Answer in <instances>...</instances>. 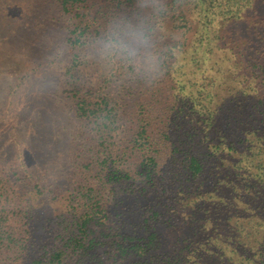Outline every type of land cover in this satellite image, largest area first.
Here are the masks:
<instances>
[{
	"label": "trees",
	"instance_id": "16d2710c",
	"mask_svg": "<svg viewBox=\"0 0 264 264\" xmlns=\"http://www.w3.org/2000/svg\"><path fill=\"white\" fill-rule=\"evenodd\" d=\"M60 1L77 19L71 102L96 142L97 182L70 197L93 207L64 217L53 251L39 259V220L16 192L27 181L0 168L7 193L0 205L8 209L0 214V264L12 254L81 264L97 210L108 212V224L121 221L107 228L114 234L100 264H264V14L241 34L235 29L254 0H112L121 29H139L158 66L150 74L138 59L122 60L124 83L95 97L74 70L99 13L89 0ZM45 187L35 189L42 195Z\"/></svg>",
	"mask_w": 264,
	"mask_h": 264
},
{
	"label": "rangeland",
	"instance_id": "374dc122",
	"mask_svg": "<svg viewBox=\"0 0 264 264\" xmlns=\"http://www.w3.org/2000/svg\"><path fill=\"white\" fill-rule=\"evenodd\" d=\"M89 4L100 19L87 33V49L78 54L81 67L74 73L77 83L89 89L87 95L95 97L98 90H116L124 83L127 66L122 60H132L102 52L100 46L113 31L121 29L123 14L113 8L112 0H89ZM262 14L264 0H254L247 17L237 21L236 31L241 34ZM76 21L66 14L60 0H0V168L10 166L7 172L12 174L13 181L20 176L27 181L19 183L16 192L22 205L39 220V259H47V253L53 251L55 236L67 226L64 217L74 218L77 210L83 212L93 207L92 201L87 199L85 203L82 196L70 194L76 193L80 185L97 182V164L91 162L95 131L88 119L76 113L70 97L75 93L68 75L74 60L69 40ZM258 32L264 37V25ZM260 40L254 36L255 45ZM148 47L147 44L141 49L137 65L143 64L153 74L158 60L150 58ZM36 185L46 186L42 195ZM6 194L0 186V203L5 201ZM74 198L79 199L71 203ZM15 205L17 208L18 203ZM0 211L3 220L8 209L0 205ZM108 215L100 210L93 214L95 220L89 231L92 245L81 264H100V259L106 258L104 251L111 246L109 236L114 234H108L107 228L112 225L116 229L121 222L108 224ZM13 216L22 219L20 214ZM167 232L172 235V231ZM5 264L33 263L12 254Z\"/></svg>",
	"mask_w": 264,
	"mask_h": 264
},
{
	"label": "clouds",
	"instance_id": "9594fccd",
	"mask_svg": "<svg viewBox=\"0 0 264 264\" xmlns=\"http://www.w3.org/2000/svg\"><path fill=\"white\" fill-rule=\"evenodd\" d=\"M100 46L102 52L109 55L137 58L141 54V49L147 47V40L139 29L129 26L113 31L100 42Z\"/></svg>",
	"mask_w": 264,
	"mask_h": 264
}]
</instances>
